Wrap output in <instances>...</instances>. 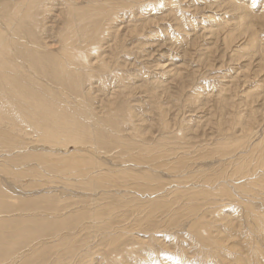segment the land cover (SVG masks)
Segmentation results:
<instances>
[{"label":"rangeland","instance_id":"obj_1","mask_svg":"<svg viewBox=\"0 0 264 264\" xmlns=\"http://www.w3.org/2000/svg\"><path fill=\"white\" fill-rule=\"evenodd\" d=\"M2 1L10 2L11 0ZM54 1L49 3V7L51 8V5L53 7L49 8L50 13L43 15L45 20L42 24L48 31L47 41L57 51L56 54L61 53V49H58L59 45L70 44L71 48L68 47L67 51L81 60L82 53L78 51L80 49L75 48L77 43L71 46L75 38L74 33H70L71 23L67 16V8L63 0ZM20 2L21 0H12L10 3L15 5ZM113 2L119 3L121 0H113ZM228 2L244 8L247 20H242L241 15L234 12ZM79 3L86 7L85 0H80ZM102 3L98 2L100 6L98 10L105 8L104 0ZM133 4L136 6L132 5L133 10L129 8L132 10L131 13L119 15L117 23L103 30L99 36L100 43L91 42L90 46L83 48L84 50L88 48L86 51L91 50L89 53H95L90 61L84 60L82 63L91 70L90 78L84 82L81 95L70 91L69 94L72 95L68 94L67 96L70 97H65L67 100H62L59 108L60 111L67 110L66 112L70 114H74L76 107H80L78 103L83 105L81 106L83 110L87 108L85 111L91 115L87 118L89 122L85 120L86 118H83V122L84 124L88 122V127L91 126L87 129H93L92 138L86 142L88 145L74 144L64 137L51 145H41L43 143L39 140L37 133L24 125L21 128L31 132L27 139L18 140L16 143L9 142L7 138L5 140V145H13L17 150L11 152L3 150L0 153V208L4 210L0 209V238L7 234H16V236L19 235V241L27 240L25 241L27 246L23 247L22 244L16 247L17 251L9 254L7 259L9 263L4 260L6 262L4 264L53 262L56 252L61 249L47 250L46 258L40 260L44 257L41 254L44 251L45 238L39 232V227L42 222L41 217L48 218L50 213L44 212V208L50 205H58L60 209L68 207L61 213V218L87 207L92 209L97 205L116 207L115 214L111 215L114 225L106 233L119 239L120 247L118 245L116 249L109 251L110 240L103 243L100 237L103 231L96 233L100 234L98 237L95 234L94 236L88 234L95 230L80 232L83 238L81 240L86 238L91 240L88 246H85L91 249L88 256L91 264H107L102 256L107 250L108 259L117 260V262L128 260L129 264H239L240 260L237 259L239 255L241 258L252 256L243 243L247 238L251 239L256 235L252 234L256 222L249 217L252 211L250 208H253L258 215L263 212L264 216V190L260 186L247 185V181L246 185L249 186L247 190L239 192V199L231 200L229 198L231 195L219 194L218 188L220 183V187L228 184L230 189L234 188L233 183L238 177V169L242 167V163L244 165L248 162H246L247 158L241 161L238 157L242 154L243 156L250 154L248 151L253 143L256 145L264 139V0H136ZM2 19H0V25L7 29ZM241 20L244 22L243 25ZM63 22L67 23L63 26ZM244 28L251 31H242ZM229 32L235 35L236 39H232ZM250 35L252 38L245 42ZM65 41H67L66 44H64ZM95 46H98L100 50L94 49ZM89 90L92 92L89 93ZM70 103L73 104L70 105ZM68 109L73 110L70 112ZM106 111L107 115L110 114L109 117ZM103 114L107 117L106 119L114 120L117 127L114 130L105 128V131L104 126H101L102 135L110 143L107 146H101L97 142L95 136L98 134L97 128L93 126L97 121H103L102 119L105 118ZM247 131L250 132L247 133ZM256 134L257 137H254ZM58 143L63 145L59 147ZM223 143H226L225 146H222ZM237 144H245L247 147L244 150L236 149ZM143 146L148 148L150 153L151 150L153 151L151 155L160 156V159L154 161L156 157L152 155L148 163H142L127 157L129 154L139 153L143 150ZM226 146L233 150L229 155L234 160L238 159L237 162L240 163L231 164L228 161L229 155L222 158L213 153L221 150L222 147L227 148ZM128 147L135 150L129 152ZM63 156L65 158H62ZM68 156L71 162L81 163L82 168L95 167L91 176L93 173L97 174V169H100L98 173L106 171L115 173V170L130 168L125 171L126 174L120 176L124 178L122 183L126 185L120 188L108 187L110 190L104 191L102 188L89 191L82 189V185L77 183L78 176L71 174L66 178L63 174H55L52 171L49 174V170L44 171L48 161L61 166L63 163L70 162ZM145 175L153 177L155 181H144L142 176ZM210 177H214L212 181H215L213 187L217 185L216 189L211 190L208 185ZM136 181L138 184H151L153 187L151 189L155 192L143 193L140 188L133 186L137 183ZM204 183L205 186H203ZM202 191L209 193L205 192V194ZM239 193L236 195L239 196ZM191 197L196 198L197 201ZM205 198H209V201ZM233 199L237 201L234 202ZM239 200L245 202L240 201L242 202L240 203ZM246 202L249 204L245 205ZM243 203L245 206L242 205ZM194 204L199 207L204 205L200 209L202 211L199 210L201 214L198 212L197 216L190 210ZM246 206H249L250 210ZM242 208L245 209L242 210ZM241 210L245 213H241ZM116 215L120 217L115 218ZM32 216L35 219H32ZM226 217H232L231 223H227ZM3 218L8 220L6 225L7 220ZM196 219L200 220L203 227L210 228L208 230L213 232V236L219 232L217 238L219 236L226 239L225 244L221 242L228 249L226 253L220 250L216 255L206 257V253L199 244L197 246L190 231L192 225L199 223ZM207 223L210 224L207 225ZM8 226L12 229H8ZM11 230L14 232L12 233ZM110 235L105 238L109 239ZM260 242L263 257L259 259L253 257L252 263L242 264H259L260 261V264H264V242L262 240ZM85 248H81L80 253L85 252L87 250ZM114 251L118 252L117 256Z\"/></svg>","mask_w":264,"mask_h":264},{"label":"bare ground","instance_id":"obj_2","mask_svg":"<svg viewBox=\"0 0 264 264\" xmlns=\"http://www.w3.org/2000/svg\"><path fill=\"white\" fill-rule=\"evenodd\" d=\"M15 1H17V0H15ZM53 1L54 0H21L20 3H17L15 5L13 3V5H12V3H10V2H3L2 0H0V16L3 15L0 19L3 18L2 20L4 22V25L7 27V29H4V27H2L0 25V104H1L0 105V153L3 150H6L8 152H11L13 150H17L14 148L13 145H12L13 147L9 146V144L5 145L6 144L5 140L9 139V142L16 143L18 140L24 141V139H27L30 136L29 134H31V132H28V130L21 128L23 125H24V127L26 126L27 128L32 129L33 132L37 133L39 140L43 143L41 145H44V144L51 145V144L59 141V139L61 137L67 138L69 141H71V143H74V144H78L81 146L88 145L86 142H88V139L92 138L91 136L93 133L92 132L93 129L92 130L87 129V128L91 127V126L88 127L89 120H87V118H90L91 114H89L85 111L87 108L85 107L86 109L84 108L85 110H83L81 107L83 105L78 103L77 105H80L81 109H80V107H76V109L74 110L75 112L73 111L74 114L76 113L74 115V114H70V113L66 112L67 110L65 111L64 109H63L64 111H60L59 110L60 105L63 102L62 100H67V98H65V97H70L72 95V94L71 95L69 94L70 91L75 92L76 95L77 94L81 95V93L83 92V91L81 92V88H83L84 82L87 81L88 78H90L91 70L88 69L87 67H85L82 63L84 60L90 61L91 57L95 56L94 55L95 53L94 54L89 53V51H91V50L86 51L88 48L85 50L83 48H86L85 46H90L89 44H92L93 42L100 43L101 38H99V36H100V34H102L103 30L109 29L111 25L113 26V24L117 23V19L120 18L119 15H125V14L131 13L133 8H134V6H132V5H135L133 3L136 2V0H121V2L115 3V2H113V0H104L105 6L104 5L103 6L105 8L102 10H100V9L98 10V7L100 8L98 2L102 3V0H85L86 1V3H85L86 7H83L84 5L83 6L79 5L80 0H63L64 6H65V8H67V16L69 17L70 23H71V26L69 27V28H71L70 33H72V34L74 33L73 37L75 38L73 40V44H71V46L74 45L75 43H77V46L75 48L80 49L78 51H81V53H82L81 60H80V59H77L76 55L71 54L67 51L68 47L71 48L70 44H68V45L66 44L67 41H65V43H64L66 45H62V46L59 45L58 49H61V53L58 52V54L55 53L57 51L55 49H53L51 44L49 43V41H47L48 37H46V34L48 31L45 28V26L42 24V23H44V20H45V17H43V15L47 14L50 11V9L53 8L52 5H51V8L49 7V3L53 2ZM58 1H60V0H58ZM138 3H139V1H138ZM96 4H98V5H96ZM228 4L230 5L231 9L234 12H238L243 19L239 15H238V17H240L242 20H244V19L247 20V18H245L247 16V14L244 12V10H243L244 8L242 9V7H240L239 5L236 6L231 2H228ZM236 4H238V3H236ZM10 5H12V6H10ZM141 6H143V5H141ZM129 8H131L132 10H130ZM64 14H65V12H64ZM60 15H61V13H60ZM40 17H41V19H39ZM63 17H65V16H63ZM66 23L63 22V26ZM243 24H244V22L242 23V25ZM240 25H241V23H240ZM240 25H239V27H240L239 29H241ZM65 27L67 28L66 25H65ZM247 29L244 28V29H242V31H246ZM239 31L241 32V30H239ZM247 31H251V30H247ZM229 34H230L229 36L232 37V39L235 38V35L231 34L230 32H229ZM59 37H61V36H59ZM249 37L250 38H248V40L246 39L247 41H245V42H248L252 38V35H250ZM58 39H60V38H58ZM68 41H69V39H68ZM108 41H109V39H108ZM102 42H104V41H102ZM95 45H96V43H95ZM93 48L96 50H100V48H98V46H95ZM73 52H75V51H73ZM79 55L80 54L78 52V56ZM260 58H262V57H260ZM96 60H99V59H96ZM109 66H110V63H109ZM108 72H110V71H108ZM97 73H99V72H97ZM99 76L102 77L103 75L102 76L99 75ZM100 80H102V79H100ZM56 88H58V89L56 90ZM90 90H89V93L92 92V91L90 92ZM68 94L70 96H67ZM59 95H60V97H59ZM85 96H87V94ZM87 98L89 99V97H87ZM68 99H72V98H68ZM71 101H73V100H71ZM80 101H82V100H80ZM89 102H90V100H89ZM71 104H73V103H70V105ZM64 108H66V107H64ZM73 108H75V107H73ZM71 110H73V109H71ZM71 110H69V111L71 112ZM221 110H222V108H221ZM109 111H111V110H109ZM255 112H256V110H255ZM102 113H104V112H102ZM124 113H126V112H124ZM122 114H123V112H122ZM100 115L101 114H99V116ZM106 115H107V111H106ZM108 115H110V114H108ZM108 115H107V117H109ZM107 117L105 116V118L102 119L103 120L102 122L97 121L95 125L93 124L94 128L95 127L97 128V129L95 128L97 130V133H98V134H95L97 142L101 146H107L108 144H110V143H108L109 140L102 135L103 128L101 126L103 125L104 129L109 128L111 130H114L117 128L114 120H110L111 118L106 119ZM162 117H163V115H162ZM83 118H86L85 120L88 121L87 124L86 123L84 124ZM94 119H96V118H94ZM85 125H87V127ZM248 129L249 128H247V130ZM61 130L68 131L69 133L65 134L66 132L61 131ZM105 131H106V129H105ZM248 132H250V131H247V133ZM257 134H256V136L254 135V137H257ZM109 135H111V134H109ZM106 136H108V134ZM111 136L113 137V135H111ZM131 136H133V135H131ZM16 138H19V139L16 140ZM263 138H264V136H263ZM94 139H95V137H94ZM246 139H247V137H246ZM13 140H16V141H13ZM92 142H93V140H92ZM94 142H96V140ZM89 143H91V141ZM20 144H21V142H20ZM23 144H25V143H23ZM92 144H94V143H92ZM92 144H90V145H92ZM225 144L223 143L222 146L223 145L225 146ZM62 145L63 144L58 143L59 147H61ZM253 145H252L253 147L251 146L252 148L250 147V150L248 151V153H250V154L246 153L247 155L243 156L244 154L241 153L242 155L238 157V159H241V161H243L242 159H246V158L247 159L251 158V159L250 160L246 159V162L247 161L248 162L244 165L242 163V167H240V169H238V172H237V175H238L237 179L238 180L235 178L236 180L233 183L234 185L232 184L234 186V188L232 187V189H230L228 187V184H227V186L222 185L220 187V185H221V183H220L219 188L217 187L219 190L218 191L219 194H226V195L229 194V195H231L229 197V198H231V200H232V198L239 199L238 197H240V193H242L243 190H247V188L249 187V186H247L248 184L250 186H257V187L260 186L264 190V139H262V141L257 143L256 145L253 143ZM129 146H131V145H129ZM97 147H99V146H97ZM246 147L247 146L245 144H242V145L237 144V147H235V148L240 149V150H244V149H246ZM22 148H23V146H22ZM22 148H20V149H22ZM53 148H55V147H53ZM100 149H103V148H100ZM128 150H129V152L130 151L133 152L132 150H135V149H131L130 147H128ZM234 151H236V150H234ZM152 152L153 151L151 150V153ZM232 152H233V150L231 149V147H227V148L222 147L221 150H216L213 153L218 155L219 157L223 158V157H227V155L231 154ZM151 153L148 151V148H146V147L144 148V146H143V150H141L139 153H135V155L132 153V154H129L127 157H129V159L134 160L136 162L138 161V162H142V163H148L151 160V156L153 155V154L151 155ZM42 155H44V154H42ZM77 155L79 157V154H77ZM238 155H240V154H238ZM64 156L62 158H65ZM153 156H155V155H153ZM68 157H67V159L69 160L70 157L69 158ZM74 157H75V155H74ZM52 158H54V157H52ZM158 159H160V156H157L153 160L155 161ZM238 159L234 160L233 157H231V155H229L228 161L231 164L232 163L237 164V163H240V162H237V161H239ZM63 161L67 162L66 160H63ZM93 163L95 165V162H93ZM39 164H40V162H39ZM57 164H59V162H57ZM99 165L101 166V164H99ZM91 166H93V165H91ZM232 166H235V165H232ZM42 167H43V165H42ZM105 167H107V166H105ZM105 167H103V168H105ZM94 168L95 167H92L91 169L82 168L81 163L71 162V158H70V162L63 163L61 166L54 164L53 161L52 162L48 161V164H46L44 166V171L49 170V174H51L50 171H52L55 174H59V175L63 174L64 176H66V178H67V175L70 176L71 174L75 175L76 177L78 176V178H77L78 182L77 183L79 185H82L81 186L82 189H86L89 191L97 190L99 188H102V191H104L107 189L110 190V188H112V187L120 188L123 185H126V183L125 184L122 183V182H124V181H122V179H124V178H121L120 176H122V174H126L125 171L126 170L128 171L130 168L126 169V170H115V173L114 172L111 173L108 171H106L104 173H98V171L100 169L96 168L97 174L94 175V173H93V176H91ZM98 168H99V166H98ZM230 168H231V166H230ZM225 171H227V170H225ZM36 174H38V173H36ZM40 174H41V172H40ZM230 174H231V172L229 173V175ZM44 175H45V173H44ZM38 176H40V175H38ZM45 176H44V178H45ZM47 176H49V175H47ZM131 176H134V175H131ZM215 176H216V174H215ZM40 177H42V176H40ZM123 177H126V176H123ZM143 177H144V181L145 180H148L147 182L155 181V180H153V177L151 178L148 175L142 176V178ZM47 178H49V177H47ZM56 178H58V177H56ZM126 178L129 179L130 177H126ZM213 178H211V177L208 178V183H209L208 185H210L211 190H213V188L216 189V186H217L216 185L215 187H213V183L215 182V181H212ZM231 178H234V176ZM224 179H225V177H224ZM56 181H53V182L56 183ZM132 181L134 182L135 180H132ZM221 181H223V180H221ZM225 181H228V180H225ZM246 182H247V185H246ZM59 183H61V182L59 181ZM134 184H133V186L135 188H140L141 191H143V193L144 192L150 193L153 191L151 189V188H153L151 184H149V185H147V183H145V184L139 183L138 184V182L134 183ZM206 185H207V183H206ZM208 185L206 187H208ZM203 186H205V183ZM108 187H110V188H108ZM203 189H204V187H203ZM188 190H191V189H188ZM211 190H209V191H211ZM191 191H193V190H191ZM153 192H155V191H153ZM202 192H204V191H202ZM205 192H207V191H205ZM257 192H259V191H257ZM207 193H209V192H207ZM236 193H239V196L236 195ZM252 195H254V193ZM191 198L193 199L194 197H191ZM194 199H196V198H194ZM205 199H207V198H205ZM150 201H151V199H150ZM196 201H197V199H196ZM233 201H234V199H233ZM236 201H234V202H236ZM240 201L243 202L244 200H239V202ZM199 202L200 201H198V203ZM201 202H203V201H201ZM242 202H240V203H242ZM151 204H149V205H151ZM248 204L246 202L245 205H248ZM165 205H167V204L165 203ZM169 205H170V203H169ZM242 205H244V203ZM55 206H57V207H55ZM55 206L50 205V206H48V208H44V212L50 213V214H49L48 218H47V216H44L46 218L41 217L42 222L39 219V221L41 222V225L39 227L40 228L39 232L41 233L42 237L45 238V241L43 242V250L44 251L41 254V255H44V257L41 258L40 260H44L46 258L47 250L59 248V250L61 249L63 251L62 252H61V250L57 251L54 260L51 259L53 262H51V263L49 262V264H91V261L88 259V256L90 255L91 249L89 250V248L88 249L85 248V246H88V242L91 240L88 238L81 240V239H83L81 237V234H80V232L82 230H87V231L88 230H90V231L95 230V232L88 233V234H91L92 236H94V234H95L97 237L101 234L100 237H101V240L103 241V243H107L110 240V242L108 243L109 248H110L109 251H111L112 249H116L118 245L120 247L121 244H119V243L121 241L119 239L117 240L116 237H113L109 233H106L114 225V222L112 221L113 218H111V215L115 214L114 212L116 210V207H113L112 205H108V206L97 205V206L93 207V209L89 208V207L79 209L77 212H72L68 216L61 218V216H62L61 213L63 212V210L67 209L68 207H63V209H60L58 207V205H55ZM203 206L199 207V206H196L195 204L192 205L191 209H190L191 213L194 212L196 215ZM157 208H158V206H157ZM221 208H223V207H221ZM12 209H14V208H12ZM150 209H151V207H150ZM210 209H207V210L209 211ZM244 209L242 208V210H244ZM250 209L252 211L250 213L251 215L249 214V217H252L254 219L252 221L256 222V223H254V228H253L254 231L252 232V234H256V235L254 238H251V239L247 238V240H245V242L243 244H244V247H246V249L248 251H250V253H252V256H247L245 258H241V255H239L237 257V259H239L241 262V263L238 262L239 264H242L245 262L252 263L253 257H255L256 259H259V257H263V252H262V249L260 248V244H261L260 240H262L264 242V216L262 215L263 212L258 215V214H256V212L254 211L253 208H250ZM250 209L248 208V210H250ZM2 210L3 209H1V211ZM242 210H241V213H245V212H242ZM10 211H9V213H10ZM14 211H17V210L14 209ZM200 211H202V210H200ZM155 212H157V211H155ZM204 212H206V211H204ZM218 212H220V211H218ZM13 213H15V212H13ZM199 213L201 214V212H199ZM204 214H202V215H204ZM246 215H247V213H246ZM119 217H120L119 215L115 216V218H119ZM194 217H193V219H194ZM208 217L209 216H207V218ZM33 218L34 217L32 216V219ZM115 218H114V220H115ZM202 218H203V216H202ZM231 218L228 217L226 219V221H228L227 223H229V222L231 223V221H232ZM3 219L7 220L6 218H3ZM32 219H31V221H32ZM199 219L201 220L200 217H199ZM199 219L198 220L196 219L197 221H199V223L196 222V224L192 225L190 228V231L192 232V236L194 238L195 243H197V246H198V244L201 246V249L203 250V252L206 253V257H209L210 255H216L217 253H219L220 250H223L226 253V251H228V249L225 246H223L221 243V242H224V244H225L226 239L219 238V236H218V238H219L218 239L217 235L220 234L219 232H218V234L215 235L216 237L213 236V232L208 230L210 228H207L205 226L203 227V225H202V223H200ZM22 220H24V219L22 218ZM90 221H92V222H90ZM204 221H206V220H204ZM10 222L11 221H9V223ZM23 222H25V220ZM7 223H8V220L5 223V225ZM28 223H29V221H28ZM149 223H151V221ZM204 223H206V222H204ZM21 224H23V223H21ZM156 224L158 227V223H156ZM209 224L207 223V225H209ZM14 225L15 224L13 223V226ZM25 225H27V223ZM153 225H152V227H154ZM231 225H233V224H231ZM16 226H18V225H16ZM8 227H9L8 229H12V228H10V226H8ZM147 227H149V225ZM4 228H6V227H4ZM213 228H214V225H213ZM219 229H220V226H219ZM3 231H5V230H3ZM13 232L14 231H12V233ZM98 232H102V233L97 235L96 233H98ZM9 235L7 234L6 236H9ZM109 235H110L109 239L105 238L106 236H109ZM6 236L3 238L2 237L0 238V263H2V264L6 263V262L9 263L7 260V259H9V254L17 251L18 248H16V247H18L19 245H22V244H23V247H24V245L27 246V244L25 242L27 240L19 241V235L16 236V234L15 235L11 234L8 238ZM221 236L224 237L222 234H221ZM79 238H80V240H78ZM99 241H100V239H99ZM231 241H233V240H231ZM79 242H81V243H79ZM78 243H79V245H76ZM230 245H232V243ZM227 246H228V242H227ZM261 246H263V245H261ZM233 247H235V245H233ZM81 248H85L87 250L85 252L83 251L80 253V251L82 250ZM228 248H229V246H228ZM26 249H29V248H26ZM136 249H139V248H136ZM231 250H233V249L231 248ZM25 251H27V250H25ZM128 251H130V250H128ZM114 252H116V251H114ZM112 253H113V251H112ZM117 253L118 252H116V256H117ZM126 254H128V253H126ZM108 255H109L108 250H107V252H105L102 255L103 260L106 259L107 264H129L128 260H125V261H119L118 260V262H117L116 258H119V257L114 258L116 261H112V259H110V258H109L110 259L109 260ZM14 256H16V255H14ZM29 256H30V254H29ZM17 257H19V256H17ZM21 257H22V255L20 256V258ZM4 260H6V262ZM11 260H12V258H11ZM18 262H20V261H18ZM45 262H46V260H45ZM143 262H145V261H143ZM222 262H223V260H222ZM222 262H220V263H222ZM260 262H259V264H260ZM25 263H27V262L25 261ZM16 264H18V263L16 262ZM223 264H225V263H223Z\"/></svg>","mask_w":264,"mask_h":264}]
</instances>
